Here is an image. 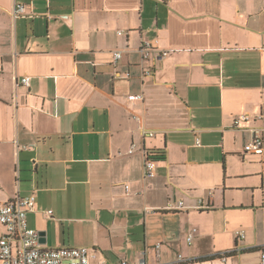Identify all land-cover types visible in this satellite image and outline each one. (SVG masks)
Returning a JSON list of instances; mask_svg holds the SVG:
<instances>
[{"label":"crops","instance_id":"0c3cea01","mask_svg":"<svg viewBox=\"0 0 264 264\" xmlns=\"http://www.w3.org/2000/svg\"><path fill=\"white\" fill-rule=\"evenodd\" d=\"M144 42L168 54L144 62ZM143 151L164 153L153 178ZM31 195L45 249L261 264L264 0H0V203Z\"/></svg>","mask_w":264,"mask_h":264},{"label":"built area","instance_id":"2783aa9c","mask_svg":"<svg viewBox=\"0 0 264 264\" xmlns=\"http://www.w3.org/2000/svg\"><path fill=\"white\" fill-rule=\"evenodd\" d=\"M27 15L26 8L21 4H16L13 11V17H24ZM139 52L144 62L152 61L153 63L165 57L167 52H160L152 57L153 47L150 43H142ZM120 53H114V59L117 61ZM30 78L23 77L20 84L28 87ZM129 101L143 100V95L128 96ZM247 115H240L234 119L233 124L239 125L247 120ZM139 121L138 118H136ZM146 137H153L154 133L145 134ZM198 143V141H197ZM263 140L260 131H253L251 140L245 144L243 151L245 153H259L262 150ZM133 152V146L128 151ZM158 152L143 151L144 174L147 178H153L157 173ZM128 187L125 186L127 191ZM212 196V192H208ZM36 198L34 195L21 198L15 197L6 203H0V224L5 229V234L0 237V264H128L126 261L112 263L108 260H98L94 251L88 247H60L53 249L42 248L39 242V234L37 231L30 229L27 225L26 215L34 209ZM186 206L184 202L179 200L175 203H167L168 210H183ZM195 210L206 211L208 205L202 199H199L195 206ZM244 232H236V240L244 239ZM192 234L186 238L188 244L192 241ZM225 258V255L221 256ZM180 260L181 257L178 256ZM138 264H146L141 259ZM261 264H264V252L261 254Z\"/></svg>","mask_w":264,"mask_h":264},{"label":"trees","instance_id":"16d2710c","mask_svg":"<svg viewBox=\"0 0 264 264\" xmlns=\"http://www.w3.org/2000/svg\"><path fill=\"white\" fill-rule=\"evenodd\" d=\"M157 158H158V160H163L164 159V153L158 151Z\"/></svg>","mask_w":264,"mask_h":264},{"label":"water","instance_id":"95a60500","mask_svg":"<svg viewBox=\"0 0 264 264\" xmlns=\"http://www.w3.org/2000/svg\"><path fill=\"white\" fill-rule=\"evenodd\" d=\"M38 234H39V237L41 236L39 239V242L43 243L44 242V238H43L44 232H39Z\"/></svg>","mask_w":264,"mask_h":264}]
</instances>
